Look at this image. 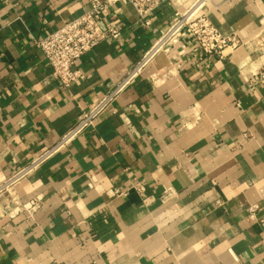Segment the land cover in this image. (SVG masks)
<instances>
[{
	"label": "crops",
	"instance_id": "0c3cea01",
	"mask_svg": "<svg viewBox=\"0 0 264 264\" xmlns=\"http://www.w3.org/2000/svg\"><path fill=\"white\" fill-rule=\"evenodd\" d=\"M196 1L158 0L150 27L112 6L120 39L83 55L65 88L36 42L90 0H0V264H264V0H205L240 46L210 56L182 37L93 128L10 180Z\"/></svg>",
	"mask_w": 264,
	"mask_h": 264
},
{
	"label": "built area",
	"instance_id": "2783aa9c",
	"mask_svg": "<svg viewBox=\"0 0 264 264\" xmlns=\"http://www.w3.org/2000/svg\"><path fill=\"white\" fill-rule=\"evenodd\" d=\"M118 3L130 4L138 13L142 25L150 27L153 13L159 6L158 0H90V8L81 16L66 21L60 28L47 33L37 40L54 75L65 88L71 87L81 77L76 62L104 41L120 39L119 25L108 19L106 12ZM205 0H197L186 11L180 13L170 24L160 40L141 60L117 83L112 91L86 109L79 120L57 142L35 156L26 166L19 169L10 178L12 182L27 177L42 164L59 152L64 151L77 138L93 128L98 118L113 104L123 90L142 73L145 67L162 51L169 50L182 37L195 39L200 49L210 56H225L230 48H237L241 41L234 36L222 34L204 10ZM264 47V39H262ZM264 74V72H263ZM134 190L142 192L145 186L136 183ZM130 190H116L117 195H127ZM259 204L249 207V217L257 219Z\"/></svg>",
	"mask_w": 264,
	"mask_h": 264
},
{
	"label": "bare ground",
	"instance_id": "6f19581e",
	"mask_svg": "<svg viewBox=\"0 0 264 264\" xmlns=\"http://www.w3.org/2000/svg\"><path fill=\"white\" fill-rule=\"evenodd\" d=\"M9 191V190H8ZM2 194V193H1ZM11 195V194H10Z\"/></svg>",
	"mask_w": 264,
	"mask_h": 264
}]
</instances>
